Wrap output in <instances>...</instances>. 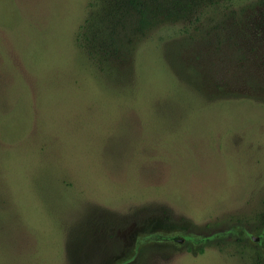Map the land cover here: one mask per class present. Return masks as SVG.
Here are the masks:
<instances>
[{
	"label": "rangeland",
	"instance_id": "rangeland-1",
	"mask_svg": "<svg viewBox=\"0 0 264 264\" xmlns=\"http://www.w3.org/2000/svg\"><path fill=\"white\" fill-rule=\"evenodd\" d=\"M90 1L0 0V264H264V1Z\"/></svg>",
	"mask_w": 264,
	"mask_h": 264
},
{
	"label": "trees",
	"instance_id": "trees-1",
	"mask_svg": "<svg viewBox=\"0 0 264 264\" xmlns=\"http://www.w3.org/2000/svg\"><path fill=\"white\" fill-rule=\"evenodd\" d=\"M123 3V6L135 14L137 31L143 33L149 30L153 26L160 23H177L181 20L186 21L182 29V33H187V27H193L196 23H199L201 17L206 15V9L212 7H221L225 10H229L238 6L243 0H119ZM264 1V0H262ZM98 0H91L88 4L90 8L97 5ZM210 2L208 5L202 4ZM202 6V7H201ZM159 12V13H158ZM158 13L159 15H156ZM189 16H188V15ZM79 32L76 38V43L80 48H83L81 41L85 37ZM90 58H93V52L90 50L87 52ZM262 247L264 249V238L262 240Z\"/></svg>",
	"mask_w": 264,
	"mask_h": 264
}]
</instances>
